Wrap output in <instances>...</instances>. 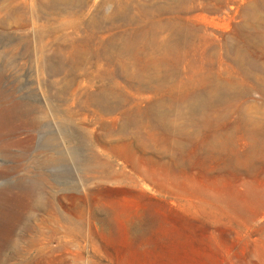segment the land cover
Listing matches in <instances>:
<instances>
[{
    "label": "rangeland",
    "instance_id": "obj_1",
    "mask_svg": "<svg viewBox=\"0 0 264 264\" xmlns=\"http://www.w3.org/2000/svg\"><path fill=\"white\" fill-rule=\"evenodd\" d=\"M263 121L264 0H0V264H264Z\"/></svg>",
    "mask_w": 264,
    "mask_h": 264
},
{
    "label": "bare ground",
    "instance_id": "obj_2",
    "mask_svg": "<svg viewBox=\"0 0 264 264\" xmlns=\"http://www.w3.org/2000/svg\"><path fill=\"white\" fill-rule=\"evenodd\" d=\"M237 52V51H236ZM239 53V52H238ZM248 60V59H247ZM249 61V60H248ZM244 63V62H243ZM247 69V68H246ZM258 73V72H257ZM231 87V86H230ZM230 89V88H229ZM230 94H232V92H230L227 89H222L221 91L217 92L215 95H213V100L215 102H221L224 99H226V97L230 96ZM204 101L203 99H196L193 102V105L191 106L193 111H200L203 110L206 106H204ZM208 102V101H207ZM209 104V103H208ZM161 113V112H159ZM161 115V114H160ZM251 122L257 123V120L252 119ZM264 124V121L262 122ZM9 198V197H8Z\"/></svg>",
    "mask_w": 264,
    "mask_h": 264
}]
</instances>
